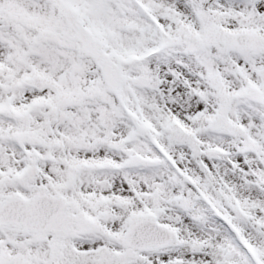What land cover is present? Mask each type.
<instances>
[{
	"label": "snow or ice",
	"instance_id": "snow-or-ice-1",
	"mask_svg": "<svg viewBox=\"0 0 264 264\" xmlns=\"http://www.w3.org/2000/svg\"><path fill=\"white\" fill-rule=\"evenodd\" d=\"M0 264H264V0H0Z\"/></svg>",
	"mask_w": 264,
	"mask_h": 264
}]
</instances>
